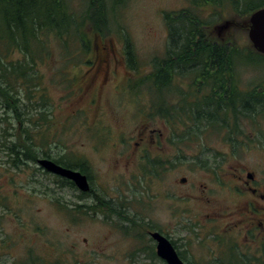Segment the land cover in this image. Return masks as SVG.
Wrapping results in <instances>:
<instances>
[{
	"label": "rangeland",
	"instance_id": "1",
	"mask_svg": "<svg viewBox=\"0 0 264 264\" xmlns=\"http://www.w3.org/2000/svg\"><path fill=\"white\" fill-rule=\"evenodd\" d=\"M67 1L79 15L88 6V0ZM104 1L110 34L100 41L118 44L128 41L138 54V61L127 69L134 68L136 75L151 73L154 61L164 58L169 42L164 17L190 7V0ZM220 1L222 4L219 6L207 7L204 15L209 18L217 14L210 26L218 29L233 19L227 28L215 29L213 38L227 40V44L231 45L235 43L244 50L242 60L237 61L236 71L239 87L249 92L255 86L264 84V57L249 52L253 46L249 39L248 18L234 15L229 0ZM57 3L56 0H48V8L56 10ZM60 19L58 15L57 22ZM78 44L70 43L66 47L69 48L67 52L63 43L55 38L51 42L49 57L38 61L36 72L49 105L45 108L39 104L35 113L39 114L45 108L51 112L50 118L54 119L50 124L49 138L45 140L52 143L53 156L64 155L65 161L88 157L93 168L94 188L106 200L113 201L114 208L124 206L122 210L127 216L146 221L143 214L135 216L136 212L141 211L133 208L158 207L161 212L157 211L156 214L167 215L168 218L162 225L163 229L174 239L181 238L185 243L190 237L187 231L194 230L195 225L201 223L202 226H210L207 216L209 208L228 210L235 207L240 197L245 195L242 192L245 191L244 180L248 172L254 173L257 185L264 188L263 114L255 117L254 121L242 120L238 125V137L232 132L234 121L231 117L228 118V128L223 127L221 122L208 125L204 121L195 123L185 120L187 123L178 122L180 125L171 130L167 123L152 122L157 124L155 129H161L168 136L165 140L168 160L164 162L159 175H148L147 178L142 171L145 165L124 158L128 151L127 142L135 127L134 111H141L145 107L137 103L140 95L130 94L128 97L124 92L113 93L100 97L102 102L91 108L88 98L77 88L80 81L78 74L81 75L82 69H86ZM32 49L36 51V48ZM11 52V55L8 52L7 62H24L22 52ZM70 54L72 56L67 57ZM126 71L122 69L120 75ZM173 95L170 94V99L174 101ZM23 97L24 90L20 86V98ZM3 115L1 108L0 120ZM183 118L186 119L185 116ZM8 121L0 122V148L2 142L7 144L14 141V128L10 126L18 124L11 120L12 124H9ZM170 123V126L177 124ZM180 135L182 137L176 140V136ZM233 137L237 138V143L232 141ZM94 140L102 144L100 152L97 150L99 145H93ZM44 146L47 148V145ZM2 150L0 264H22L30 253L43 256L47 262L53 263L124 264L120 255L133 251L132 242L128 244L123 232L117 229L118 224L111 225L102 216L92 217L65 209L62 204L68 206L70 202L76 204L79 201L75 196L77 193L67 187L58 188L51 174L48 176L36 171V175L31 176L33 169L38 170V165L33 161L28 162L31 170L12 169L8 150L5 147ZM205 162L207 166L218 163L220 166L209 171L203 167ZM182 179H186V182L182 183ZM207 199L209 205H206ZM80 203L84 204L82 201ZM145 212L146 209L142 210V213ZM177 216L182 218L180 223H176ZM112 218L116 221L115 216ZM122 223L123 226L130 225L124 221ZM196 239L192 238L188 259L191 264H208L209 252L206 254L201 250ZM200 252L205 253V258H200Z\"/></svg>",
	"mask_w": 264,
	"mask_h": 264
},
{
	"label": "trees",
	"instance_id": "2",
	"mask_svg": "<svg viewBox=\"0 0 264 264\" xmlns=\"http://www.w3.org/2000/svg\"><path fill=\"white\" fill-rule=\"evenodd\" d=\"M56 1L58 3L55 10L48 8V0H0V110L2 108L4 111L0 122L4 123L9 119V124H18L15 127L10 126L14 128V133H12L14 141H9L7 144L2 142L0 151H3L4 147L8 150L9 165L14 170L24 171L25 168L31 170L28 162L33 161L36 163L39 157H45L66 168L84 173L80 159L65 161L64 155L53 156L51 152L52 143L45 141L49 138L48 134L52 127L50 124L53 123L54 119L50 118L51 112L49 113L45 109V106L49 103H47L46 94L41 88L36 69L39 60H42L43 57H49L51 42L55 38L63 43L65 49L70 43H79L78 47H80L82 43L104 41L110 34L108 10L104 0H88L87 9L79 15L77 11L72 9L67 0ZM229 3L235 13L234 15L245 16L248 19L252 13L264 8V0H232ZM221 4L220 0H190L189 8L165 16L170 26L169 42L182 44V46H170L169 48L170 55L167 65L170 73L174 72L177 63L183 64L186 70L189 69L190 73H193V64L198 59L196 51H199V63H203L205 59L210 57V50L198 44L205 42L229 43L227 40L213 38L215 37L213 31L218 27L212 28L210 25H212V18L217 14L209 16V18L204 15L207 12L206 8L210 5L216 7ZM58 15L61 16L59 22H57ZM126 42L128 43V41ZM32 48H36L37 52L33 51ZM13 50L22 52L24 62H7L8 52L11 55ZM66 51L68 52L69 48ZM214 51L217 61L212 69L218 77L214 81V95L205 97L201 94L200 96L202 102L212 101L211 106L214 108L204 109L203 104H201V107H195L194 109L193 104H191L190 110H184L183 112L170 110L169 121L172 124L173 122L178 124L182 121L187 123L185 120L195 123L204 121L208 125L221 122L223 127L228 128V118L231 117V120L233 118L234 121L232 132L235 137H238V125L241 124L242 120L254 121L259 114L264 115V84L255 86L248 93L241 92L238 87L237 78L239 75L236 71V64L237 61L242 60L244 50L235 43L230 45L231 68L229 71L225 65V59L228 57V55L226 56L225 45H216ZM249 52L264 57L253 48ZM71 56L72 54L67 57L70 58ZM219 59H222L221 62ZM164 65L165 62L162 59L157 60L151 72L154 75L153 84L158 86V89H161L160 75L165 73ZM228 72L231 74V97L225 88V75ZM20 86L24 90L23 98H20ZM190 92L192 100L195 96L192 91ZM257 98H262V101L259 103L254 102ZM252 99L255 100L251 101ZM39 104L45 108H43V112L38 114L35 111L38 110L37 106ZM159 105L161 106V103ZM177 124L173 125L176 126ZM4 132L8 133L6 130ZM181 137L182 135L176 136V140ZM233 138L232 141L237 143V138ZM37 141L39 142L38 145H36ZM44 145H47V148ZM206 163L203 164V167H206L209 171L218 169L220 166L219 163L213 166H207L208 163ZM152 164H155V167L161 162ZM144 170L147 178L148 175H157L154 173L156 170L154 168L149 171L146 167ZM36 171L50 175L42 169H33L31 176H35ZM53 182L58 188L67 187L77 193L75 196L79 201L76 204L72 202L68 206L62 204L65 209L73 213L82 212L90 216L92 213L103 212L107 208L110 209L109 206L113 205V201L106 200L102 194H96L91 203H89L90 200L88 201L89 205L86 210L85 205L80 203L81 201L84 202V193L80 192L73 182L59 176H54ZM125 219H128L127 216L123 217V221ZM130 225L139 226L140 223L132 219ZM118 229H126L128 231H125V233H127L131 228L124 227L120 222L118 223ZM26 258V261L22 264H62L60 261L56 263L47 262V259L43 256L37 257L31 253Z\"/></svg>",
	"mask_w": 264,
	"mask_h": 264
},
{
	"label": "flooded vegetation",
	"instance_id": "3",
	"mask_svg": "<svg viewBox=\"0 0 264 264\" xmlns=\"http://www.w3.org/2000/svg\"><path fill=\"white\" fill-rule=\"evenodd\" d=\"M164 20L169 32L168 21L166 18ZM178 45L181 46V43L173 44L168 42L165 48V55L162 58L165 62V73L160 75V80L162 81L161 89H158V86L153 84L154 75L152 73L136 75L134 68L132 70L127 69L138 61V54L136 55L130 43L120 42L118 44L97 41L82 43L79 47L80 54L83 56V60H81L86 69L83 68L82 74H78L80 81L77 88L83 96L85 94L88 98V105L91 108L97 107L102 102L99 100L100 97H107L113 93L124 92L128 97L130 94L140 95V101L137 103L145 105V107L141 111H134L133 125L135 127L133 128L132 136L127 142L128 151H126L124 158H130L132 161L141 164V166L145 165L144 169L147 167L149 171L152 168L156 169L154 173L157 175H159V171H163L164 162L168 160L165 154V146L167 145L165 140L168 136L166 137L161 129H155L157 124L152 122H161L162 125L167 123L168 128L172 130L180 124L176 126L169 125L171 124L169 121L170 110L183 112L184 110H190L191 104H193L194 109L195 107L199 108L201 104H203L204 109L214 108L211 106L212 101L203 100L204 102H202L200 96L201 94L205 97L214 95V81L218 79L212 69L217 61L214 51L216 45H225L226 56L228 55L225 59V65L228 71L231 68V59L229 58L231 44L205 42L198 45L209 49L210 57L205 59L203 63H199V51H196L198 59L193 64V73H190L189 69L186 70L181 63H177L174 72L170 73L167 65L170 55L169 48L170 46ZM157 60L159 59H156L153 65ZM221 60L219 59L220 62ZM122 69L127 71L121 76L120 71ZM225 81L226 91L231 97L232 84L229 72L225 75ZM240 90L243 93H248L247 91H242L241 88ZM190 91L195 96L192 100L191 94H189L191 93ZM153 92L154 96L152 95ZM170 94H174L172 97H175L176 100L170 99ZM187 96L188 98H186ZM254 100L252 99L251 101ZM260 101H262V98H257L254 102L259 103ZM159 103H161V106ZM93 143V145H99L97 150L100 152L102 144L96 140ZM42 158L45 157H39L37 162ZM81 162L82 171H84V173H81L87 177L90 184V190L84 192L83 196L85 209L87 210L88 201L94 200L96 194L99 193L94 188L95 182L91 173L93 168L90 159L84 157ZM154 162H161V164L154 167L155 164H152ZM38 169L40 168L38 167ZM144 169L142 170L143 172H145ZM257 182L256 175L248 172L244 180L245 191L242 192L245 195L240 197L241 200H238L235 207L228 210L209 208L210 213L207 216L211 222L210 226H202L201 223L198 225L194 224L197 229L195 230L196 227H194V230L187 231L190 237L185 243H183L185 240L181 238L178 240L174 239L168 231L163 229L162 225L168 221V218L167 215L163 217L162 214H156L157 211L158 213L161 212L158 207L149 205L147 208H133L141 211L136 212L135 216L143 214L147 218L146 221H144L145 219H133L127 216L122 210L125 209L124 206L114 208L113 205H108L110 209L107 208L103 212L92 213L90 216H102L111 225L122 223L125 216L128 219H125L124 222L131 223L133 219L140 223L139 227L129 225L128 228L131 229L127 233L125 231L128 230L120 229L128 244L132 242L131 248L133 249L132 252L127 251L125 254L120 255L124 259V264H167L157 254L158 242L152 237L154 233H159L167 238L185 264H191L188 257L191 254L192 238H197L196 244L201 250L203 249L206 254L209 252L207 259L210 262L208 264H264V188L258 186ZM209 202V199H207L206 205H209L207 204ZM145 209L146 212L142 213V210ZM113 216L116 217V221L112 218ZM181 219V216H177L176 223H180ZM154 221H157L158 224H155ZM204 252L199 254L201 259L205 258ZM202 264L206 263L203 262Z\"/></svg>",
	"mask_w": 264,
	"mask_h": 264
},
{
	"label": "water",
	"instance_id": "4",
	"mask_svg": "<svg viewBox=\"0 0 264 264\" xmlns=\"http://www.w3.org/2000/svg\"><path fill=\"white\" fill-rule=\"evenodd\" d=\"M231 21L220 26V29H225L230 25ZM249 39L254 50L264 55V8L255 11L249 18ZM38 165L45 171L64 179L72 181L81 192L90 190V184L87 177L81 172L69 168H65L53 160L44 158L38 160ZM186 179H182L185 183ZM152 237L158 242L157 254L167 264H185L176 253L170 241L159 233H154Z\"/></svg>",
	"mask_w": 264,
	"mask_h": 264
}]
</instances>
